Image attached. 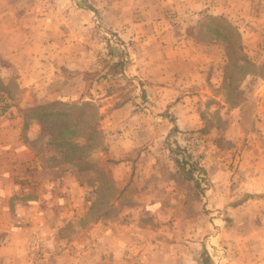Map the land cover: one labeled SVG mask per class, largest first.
Segmentation results:
<instances>
[{
    "label": "crops",
    "instance_id": "crops-1",
    "mask_svg": "<svg viewBox=\"0 0 264 264\" xmlns=\"http://www.w3.org/2000/svg\"><path fill=\"white\" fill-rule=\"evenodd\" d=\"M74 1L0 0V264H196L194 243L183 236L179 218L174 227L168 226L163 216L168 209L155 199L156 192L138 209L120 201L130 188H139V176L159 160L162 143L177 130L171 113L185 128L200 122L187 86L201 60L215 65L216 59L206 55L213 56L216 46L180 37L173 28L157 30L147 22H135L137 30L132 29L133 22L122 29L130 42L123 38L124 43L109 50L99 46L101 65L106 66L111 54L131 85L112 94L109 73L89 74L95 48L89 37L93 12ZM189 1L193 3L187 7L210 0ZM119 13L105 23L123 27L124 15ZM181 84L186 86L184 103L172 98ZM145 94L148 100L135 106ZM90 105L97 120L88 127L99 132L98 143L91 144L86 134H71L68 148L74 154L66 159L61 150L49 147L47 137L39 139L41 124L51 122L42 119L45 115H63L66 124ZM261 125L264 120L256 123L260 132ZM246 150L240 188L262 193L264 139L249 136ZM187 173L175 172L191 181ZM96 188H112L114 198L101 202L99 213L79 224L93 206ZM109 209H114L113 217H108ZM244 217L252 230L259 221V233H264L261 216L251 211L250 218Z\"/></svg>",
    "mask_w": 264,
    "mask_h": 264
},
{
    "label": "rangeland",
    "instance_id": "rangeland-1",
    "mask_svg": "<svg viewBox=\"0 0 264 264\" xmlns=\"http://www.w3.org/2000/svg\"><path fill=\"white\" fill-rule=\"evenodd\" d=\"M74 2L78 8L93 12V28L89 37L95 48L89 74L94 78L104 70L109 73L108 90L112 94L122 93L130 89L131 85L123 76V66L117 65L111 54L106 58V66L101 65L103 53L99 46L109 50L108 47L115 43H124L123 30L125 27L131 28L133 22L132 29L137 30L135 22L144 25L147 22L157 30L173 28L180 37L211 42L216 46L213 56L206 55L210 60L216 59L215 65L208 67L205 59L201 60L195 77L187 86L194 97L188 96L189 102L198 108L199 118L202 116L200 122L190 129L185 128L171 113L172 119L177 122V130L170 131L168 142L162 143L156 154L159 160L155 159L148 166L147 174L139 176V188H130L120 203L136 205L138 209L139 203L151 199L156 192L155 199L160 198L165 209H168L164 210L167 214L163 213L166 222L171 223L168 226L174 227L172 222L179 218L183 226H180L181 230H185L183 236L196 244L192 245L196 264H264V237L261 239L264 233H259V221L257 226L254 223L255 229L252 230V225L249 226V221L244 217L247 214L250 218L251 211L258 214L261 216L260 221L263 220L261 230H264V188H260L262 193L256 194H250L247 188H240L245 180L241 168L247 157L246 141L249 136L264 139V125H261V132L256 129V123L264 120V0H210L202 4L198 2L195 7L192 4L187 7L193 3L189 0ZM106 11L111 12L108 18L103 16ZM116 11L120 12V16L124 15L121 17L125 21L123 27L105 23L108 19L115 21ZM134 17L136 19L131 22ZM141 34L142 31L139 36ZM124 40L131 41L127 38ZM105 49L102 50L104 53ZM127 56L130 54L127 53ZM183 85L178 87L179 92L172 97L175 99L177 96L176 101L182 103L187 96L182 93L186 87ZM138 97V103L134 104L137 107L148 100L147 94ZM75 108L78 109L77 106ZM179 112L182 113L181 110ZM87 118L90 119L89 116ZM42 119L51 122L41 124L39 139L46 138L48 133L54 132L52 130L64 122V116L56 117L55 113L45 115ZM55 133H58V137L61 135L59 131ZM76 137L84 138L79 135ZM254 147L255 152L259 153ZM174 150L177 153L174 154ZM61 151L64 158H69L67 146ZM182 154L191 164L196 162L203 166L206 174L196 175L195 181L181 180L175 172H187L190 167L189 164L182 167L178 160ZM136 167L139 169V165ZM235 178L238 182L236 186ZM148 188H152L150 192ZM111 189H95L93 209L80 217L79 224L87 223L96 216L100 206H103L101 202L114 198ZM107 213L108 217H113L114 209H109Z\"/></svg>",
    "mask_w": 264,
    "mask_h": 264
},
{
    "label": "trees",
    "instance_id": "trees-1",
    "mask_svg": "<svg viewBox=\"0 0 264 264\" xmlns=\"http://www.w3.org/2000/svg\"><path fill=\"white\" fill-rule=\"evenodd\" d=\"M236 31V30H235ZM54 115V114H53ZM86 115V116H84ZM87 116L90 117L87 118ZM97 120V113L94 110L93 106L90 105L85 112L83 113H77L75 115V118L72 119L69 123L66 122V124H62L63 126H56L54 128L55 131H59V134H61L58 137V133L52 132L47 134V142L49 143V147L55 149V150H62L63 147L68 146V136L71 134L74 135H81L85 137V134L87 137H85L88 141H91L90 143L93 144V142L98 143L99 141V132H96V130H91L90 127H88L89 122L94 123ZM94 143V144H95ZM93 144V145H94ZM72 147V146H71ZM75 153H79V151L75 150ZM174 154L177 153V150L173 151ZM181 153V152H180ZM68 154L70 156L74 154L72 151L69 150L68 148ZM67 154V155H68ZM191 161L185 157L182 154L181 157V163L182 167L184 168L186 164H189L190 167L187 168V174L185 178L190 179V180H196V175H205V170L199 166L196 162L193 164L190 163ZM184 178V176H183Z\"/></svg>",
    "mask_w": 264,
    "mask_h": 264
}]
</instances>
